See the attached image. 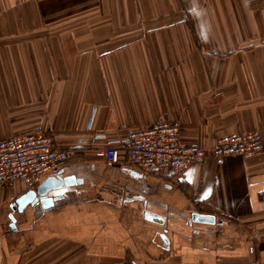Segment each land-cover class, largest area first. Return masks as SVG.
<instances>
[{
	"label": "crops",
	"instance_id": "0c3cea01",
	"mask_svg": "<svg viewBox=\"0 0 264 264\" xmlns=\"http://www.w3.org/2000/svg\"><path fill=\"white\" fill-rule=\"evenodd\" d=\"M163 120L207 151L264 140V0H0V141L74 149L36 186L71 179L49 207L14 211L28 191L0 186V264H264V152L194 163L180 185L95 155Z\"/></svg>",
	"mask_w": 264,
	"mask_h": 264
},
{
	"label": "built area",
	"instance_id": "2783aa9c",
	"mask_svg": "<svg viewBox=\"0 0 264 264\" xmlns=\"http://www.w3.org/2000/svg\"><path fill=\"white\" fill-rule=\"evenodd\" d=\"M180 133L177 120L154 122L109 139L105 147L95 150V155L117 164L125 154L132 165L143 171L169 170L173 182L180 185L194 163L234 155L249 159L264 152V140L258 131L221 135L210 151L198 142H185ZM73 154L72 148H57L52 133L30 131L11 135L0 141V186L21 182L27 191L33 190L44 176L64 167Z\"/></svg>",
	"mask_w": 264,
	"mask_h": 264
},
{
	"label": "water",
	"instance_id": "95a60500",
	"mask_svg": "<svg viewBox=\"0 0 264 264\" xmlns=\"http://www.w3.org/2000/svg\"><path fill=\"white\" fill-rule=\"evenodd\" d=\"M71 183L69 178H61L60 176H50L36 189L28 191L25 195L17 199L14 204L11 205L12 209L23 211L24 207L28 204H41L43 208L52 205L59 197L49 196L50 192L60 190L64 186H68ZM14 218V217H13ZM193 220L195 221H210L213 217L210 215H203L199 213H193ZM14 221V219H13ZM164 239H166L164 237ZM167 241V239H166Z\"/></svg>",
	"mask_w": 264,
	"mask_h": 264
},
{
	"label": "rangeland",
	"instance_id": "374dc122",
	"mask_svg": "<svg viewBox=\"0 0 264 264\" xmlns=\"http://www.w3.org/2000/svg\"><path fill=\"white\" fill-rule=\"evenodd\" d=\"M188 22L192 23V17H188Z\"/></svg>",
	"mask_w": 264,
	"mask_h": 264
}]
</instances>
